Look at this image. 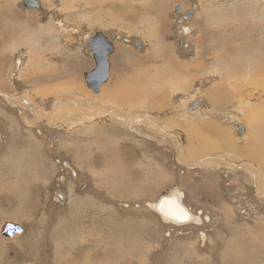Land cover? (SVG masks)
I'll return each mask as SVG.
<instances>
[{"label": "rangeland", "instance_id": "rangeland-1", "mask_svg": "<svg viewBox=\"0 0 264 264\" xmlns=\"http://www.w3.org/2000/svg\"><path fill=\"white\" fill-rule=\"evenodd\" d=\"M36 1L0 0V264H234L244 238L242 264H264V0ZM95 33L113 47L102 101L84 78ZM209 124L234 149L203 154ZM177 191L199 224L150 207Z\"/></svg>", "mask_w": 264, "mask_h": 264}, {"label": "bare ground", "instance_id": "bare-ground-1", "mask_svg": "<svg viewBox=\"0 0 264 264\" xmlns=\"http://www.w3.org/2000/svg\"><path fill=\"white\" fill-rule=\"evenodd\" d=\"M140 11V10H139ZM143 13V12H142ZM131 14V13H130ZM134 14H135V12H134ZM146 14V13H145ZM157 16V15H156ZM253 16V15H252ZM156 21H158V20H156ZM260 28H262V32H264V23L260 26ZM29 29V28H28ZM158 29V28H157ZM243 31H244V29H243ZM152 32V31H151ZM203 33V32H202ZM261 33V32H260ZM250 34V33H249ZM262 34V33H261ZM154 35V34H153ZM93 35H91V37H92ZM262 36V35H261ZM91 37H90V39H91ZM253 41V40H252ZM258 41V40H257ZM262 42V41H261ZM254 43V42H253ZM256 44V43H255ZM254 44V45H255ZM262 44V43H261ZM259 46V45H258ZM260 47V46H259ZM260 49V48H259ZM250 60V59H249ZM254 60V59H253ZM255 61H256V58H255ZM262 62V61H261ZM144 64V63H143ZM249 64V63H248ZM201 65H202V63H201ZM178 66V65H177ZM194 66V65H193ZM181 67H184V69L186 68H189V67H191V65H184V66H181ZM196 67H198V65H196L195 66V68ZM264 67V66H263ZM233 69L235 68L236 70H237V68L236 67H232ZM252 68V67H251ZM146 69V68H145ZM151 69V68H150ZM234 69V70H235ZM145 71V70H144ZM261 71V70H260ZM237 72V71H236ZM254 73L256 72V71H253ZM262 72H264V70L262 71ZM258 73V72H257ZM259 73H261V72H259ZM46 76V75H45ZM52 76V75H51ZM109 79V78H108ZM108 79H107V81H108ZM238 79V78H237ZM106 81V82H107ZM105 82V83H106ZM104 83V84H105ZM240 84V83H239ZM138 87V86H137ZM233 87V86H232ZM120 88V87H119ZM135 88V87H134ZM100 89V92L102 93L103 92V96L102 97H100V98H98V99H100L101 101L104 99V96H106L108 93H109V91H107V92H104V89H102V88H99ZM143 89H144V87H143ZM132 90V89H131ZM146 90V89H145ZM150 91V90H149ZM131 92V91H130ZM129 92V93H130ZM134 93H136L135 92V90L133 91ZM148 92V91H147ZM101 93L100 94H98L99 96L101 95ZM125 93V92H124ZM139 94V93H138ZM143 94V93H142ZM145 94V93H144ZM150 94V93H149ZM153 94V93H152ZM222 94V93H221ZM220 94V95H221ZM127 95H129V94H127ZM133 95H135V94H133ZM146 95V94H145ZM98 96V97H99ZM109 96H110V93H109ZM116 96V95H115ZM123 96V95H122ZM138 96V95H137ZM136 96V97H137ZM144 96V95H143ZM147 96V95H146ZM156 96V95H155ZM118 97V96H117ZM131 97V96H130ZM157 97H159V96H157ZM226 97V96H225ZM151 98V97H150ZM155 98V97H154ZM161 98V97H160ZM116 99V98H115ZM114 99V100H115ZM27 100V99H26ZM136 100H138V99H136ZM150 100V99H149ZM151 101H153V100H151ZM115 102V101H114ZM154 102H156V101H154ZM248 102H249V100H248ZM262 102V101H261ZM263 103H264V101H263ZM56 104H57V102H56ZM125 104V103H124ZM127 104H129V103H127ZM143 104H145L146 105V107L147 108H149L150 107V102H144ZM155 104V103H154ZM153 104V105H154ZM257 104H259V103H257ZM257 104H256V106L255 105H249V108H248V112H250V113H254V115H259L260 117L261 116H263V109H262V107L260 106H257ZM69 105H71V106H74V111L76 112V111H79L80 109H82L83 111H84V109L85 108H87L88 106L87 105H82V106H79V108H78V106H77V104H74V103H69ZM122 105V104H121ZM152 105V106H153ZM156 105H157V103H156ZM159 105V104H158ZM157 105V106H158ZM260 105H261V103H260ZM218 106V105H217ZM83 107V108H82ZM99 107V106H98ZM65 108V107H64ZM137 108V107H136ZM70 109L71 108H68V110L67 109H64L65 111H66V113L67 112H69L70 111ZM134 109H135V107H134ZM94 110H97V109H94ZM93 110V111H94ZM108 112V111H107ZM85 113V112H84ZM108 113H110V112H108ZM101 115L103 114V116H104V113L103 112H101L100 113ZM118 114V113H117ZM35 115L37 116V118H41V117H44L45 118V116H43L42 114H40L38 111H36V113H35ZM110 115L114 118V120H116L118 117H116L115 116V114H111L110 113ZM119 115H120V117H125V119H123V118H121L122 119V121H129V115H132V114H127V113H123V112H119ZM134 115V114H133ZM252 115V114H251ZM53 116V115H52ZM62 116V115H61ZM246 116V115H245ZM48 117H50V118H48V120L49 121H51L50 119L52 118L51 117V115H49ZM70 117V116H69ZM133 117V116H132ZM131 117V118H132ZM139 117H141V116H139ZM46 119V118H45ZM142 119V118H141ZM118 120V119H117ZM130 120H132V119H130ZM137 120H139V118H137ZM133 121V120H132ZM132 121H129V122H132ZM261 121V120H260ZM260 123V122H259ZM148 124V123H147ZM175 122L174 123H170L169 125L171 126V127H175ZM191 125H192V123H191ZM154 126H155V128H157V130H160V127L154 122ZM203 127V126H202ZM185 128V127H184ZM186 132H188V133H192V128L188 125V123H187V126H186ZM209 130H212L213 131V139H215V140H213V139H211L210 138V140L209 139H207L203 144H202V146H200V150H202L201 152H203V154L205 153V154H210V153H213V152H215L216 150H218V149H221V147H223L224 148V150H227L228 152H229V149H234V147H233V145H232V143H231V141L229 140V139H226L225 137H229V138H231L230 136H225L223 133H221V134H219L218 132H220V131H217V130H220V128L219 129H217L215 126H213L212 124H210L209 125ZM109 129V128H108ZM172 129H174V128H172ZM161 131V130H160ZM164 131V130H163ZM173 131V130H172ZM171 130L170 131H166V132H164L166 135H171V132H172ZM209 132H211V131H209ZM159 133H161V132H159ZM117 134V133H116ZM174 135V134H173ZM177 135V134H176ZM172 136V135H171ZM205 136V135H204ZM207 137H208V135H207ZM175 138V137H174ZM204 140V139H203ZM218 140V141H217ZM223 140V141H222ZM112 141V140H111ZM115 142V141H114ZM72 146V145H71ZM221 146V147H220ZM247 146V145H246ZM116 147V146H115ZM182 147V146H181ZM199 147V146H198ZM197 147V148H198ZM114 148V147H113ZM95 149V148H94ZM180 149V148H179ZM182 149V148H181ZM245 149V151H244V156H250V158H256L257 159V154H254V153H257L256 151H254L253 149H249V148H243V150ZM249 149V150H248ZM109 150V149H108ZM123 150V149H122ZM198 150V149H197ZM223 150V151H224ZM241 148H239V150H238V152H236V154H239L240 152H241ZM252 150L254 151V153H252ZM112 151V150H111ZM109 152H110V150H109ZM117 152V151H116ZM179 152V151H178ZM114 153V152H113ZM262 153V152H261ZM106 154H107V152H106ZM105 154V155H106ZM139 154V153H138ZM200 155H201V153H199ZM102 156V155H101ZM110 156V155H109ZM103 157V156H102ZM209 157H211V156H209ZM111 158V157H110ZM105 159H108V158H105ZM216 159H218V158H212L211 160H206V164H210L211 165V163H218L219 161H216ZM226 160H222V161H220V164H222V165H224V166H226V167H230L229 166V160L227 159V158H225ZM255 159V160H256ZM104 160V159H103ZM109 161V160H108ZM140 161V160H139ZM179 161V163L180 164H182L184 167H189V166H191L190 164H187L186 162H181L180 161V159L178 160ZM209 161V162H208ZM202 163V162H201ZM254 163V162H253ZM147 164V163H146ZM205 164V163H204ZM193 165V164H192ZM125 166V165H124ZM244 167H247V166H244ZM123 168V167H122ZM219 168V167H218ZM244 169V168H243ZM245 170V169H244ZM117 171V170H116ZM125 172V171H124ZM249 173H251V171H249ZM144 181V180H143ZM147 184V183H146ZM133 186V185H132ZM131 186V187H132ZM135 187V186H134ZM146 187V186H145ZM148 188V187H147ZM130 190V189H129ZM264 189H262V187H261V185H257V187H256V195L258 196V197H264ZM163 198L162 199H160L157 203H155V204H150V207L155 211V212H157V213H159L160 214V216H161V218H162V220L165 222V223H169V224H173V225H182V224H184V223H187L188 222V219H191V220H194L195 222V224H199L200 223V220H199V218L198 217H195V216H193L192 217V214H190V211L182 204V201H181V198H182V195L177 191V195L174 193V192H170L168 195H163L162 196ZM248 233V232H247ZM236 235V234H235ZM240 236V235H239ZM238 236V237H239ZM252 236V235H251ZM243 237V236H242ZM254 237V236H253ZM247 238H248V236H247ZM254 238H256V237H254ZM237 239H239V238H237ZM236 239V240H237ZM241 239V238H240ZM245 239V238H244ZM244 239L242 240V241H240V243H239V245H238V243L237 244H231L230 245V247H229V249H228V255H226V257H227V260L230 258V260H232L233 262H234V264H242V261L243 262H246V261H252V260H254V259H256V256L254 255L255 253H251L250 251L252 250V247L249 249V254H248V244L244 241ZM253 239V238H252ZM235 240V241H236ZM255 240V239H254ZM238 241V240H237ZM247 241V240H246ZM250 241H251V239H250ZM252 242V241H251ZM255 250V249H254ZM253 251V250H252ZM256 251V250H255ZM257 255V254H256ZM225 257V258H226ZM240 258H242L240 261V263H239V261H238V259H240ZM230 260H228V261H230ZM237 260V262H235ZM255 261V260H254ZM253 261V262H254ZM77 263V262H76ZM252 264V263H251Z\"/></svg>", "mask_w": 264, "mask_h": 264}, {"label": "water", "instance_id": "water-1", "mask_svg": "<svg viewBox=\"0 0 264 264\" xmlns=\"http://www.w3.org/2000/svg\"><path fill=\"white\" fill-rule=\"evenodd\" d=\"M23 4L28 9H39L40 6L36 0H23ZM176 13L179 12L180 7L177 6L175 8ZM192 17V12L186 14L184 19H190ZM88 50L92 54L95 68L86 73L84 78L86 81V85L89 89H91L94 93H98L99 88L107 81L108 79V72H109V65H108V57L113 52L112 45L107 41L106 37H104L100 33H95L91 37V39L86 44ZM25 102V101H24ZM197 104L193 103L190 106V109L196 108ZM237 132L236 134L240 137L244 129L241 125H236ZM57 198L62 200V194L56 193ZM9 233V234H6ZM13 233H20L17 226L13 225H6L3 229V237L7 235L11 236ZM8 237V236H7Z\"/></svg>", "mask_w": 264, "mask_h": 264}, {"label": "crops", "instance_id": "crops-1", "mask_svg": "<svg viewBox=\"0 0 264 264\" xmlns=\"http://www.w3.org/2000/svg\"><path fill=\"white\" fill-rule=\"evenodd\" d=\"M92 35H93V34H92ZM90 37H91V36H90ZM89 40H90V38L88 39V41H89ZM88 41H87V43H88ZM111 55H112V54H110L109 57H110ZM108 63H109V62H108ZM110 73H111V72H110V66H109L108 78L111 77V74H110ZM108 80H109V79H108ZM102 86H103V85H102ZM102 86H101V87H102ZM101 87H100V88H101ZM98 91H99V90H98ZM209 125H210V124H209ZM186 126H187V125H186ZM213 126H215V125H213ZM216 128H217V127H216Z\"/></svg>", "mask_w": 264, "mask_h": 264}, {"label": "flooded vegetation", "instance_id": "flooded-vegetation-1", "mask_svg": "<svg viewBox=\"0 0 264 264\" xmlns=\"http://www.w3.org/2000/svg\"><path fill=\"white\" fill-rule=\"evenodd\" d=\"M175 11H176V10H175ZM190 12H192V11H188L187 13L183 14L182 17L184 18V16H185L186 14L190 13ZM177 14H181V9L179 10V12H177ZM192 16H193V12H192ZM199 220H200V219H199Z\"/></svg>", "mask_w": 264, "mask_h": 264}]
</instances>
